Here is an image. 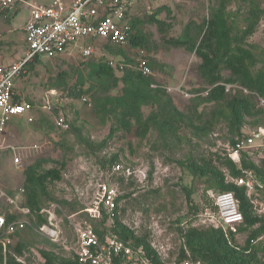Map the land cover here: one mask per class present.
<instances>
[{"label":"rangeland","instance_id":"1","mask_svg":"<svg viewBox=\"0 0 264 264\" xmlns=\"http://www.w3.org/2000/svg\"><path fill=\"white\" fill-rule=\"evenodd\" d=\"M25 1L37 5L49 2ZM220 8L227 21L231 48L248 50L252 75L264 76V0H164L137 4L129 10L130 19L140 21L138 29L146 39L144 46H114L81 38L77 47L57 59L34 61L14 81L20 100L31 103L32 110L13 118L5 129L3 144L15 148L20 165H13L9 148L0 151V213L14 211L9 198H17L20 207L25 204V171L29 166H37L39 172L56 169L61 176L58 181L45 183L36 212L27 208L30 215L25 219L26 229L9 237L7 259L19 264H47V257L53 264L72 261L74 225L101 227V198L110 187L119 197L117 222L134 237L143 239L161 264H178L182 227L212 228L214 192L219 190L214 176L220 174L225 183H232L225 163L230 160L228 152L233 142L260 129L264 132L262 98L245 94L243 88L235 86L225 92V103L206 102L211 85L199 71V58L183 46L174 45L186 32L199 46L204 21ZM28 14L17 6L0 17V64L15 62L24 53L22 26ZM152 16L161 25L151 22ZM87 45L92 46L93 55L81 57L78 47ZM138 51L144 52L152 71L147 77L151 85L165 92L181 118H171L162 106L150 102L141 107L140 121L131 120L125 130L108 112L110 106L104 100L121 96L124 84L118 82L112 87L96 82L89 77L87 63H123L127 58L132 60L127 64L134 65ZM220 75L222 83L230 79L227 70H221ZM115 76L121 73L115 71ZM234 97L247 98L249 108L233 105ZM45 100L50 109L44 108ZM60 118L67 125L64 129L56 124ZM260 161L249 156L245 162L260 168ZM192 164L206 169L207 175L192 174ZM21 189L25 192L19 195ZM36 214L45 220L43 224H37ZM19 217L22 219V215ZM50 217L59 229L55 239L39 229L49 226ZM249 233L238 232L232 244L243 247ZM262 243L251 252L264 263Z\"/></svg>","mask_w":264,"mask_h":264},{"label":"built area","instance_id":"2","mask_svg":"<svg viewBox=\"0 0 264 264\" xmlns=\"http://www.w3.org/2000/svg\"><path fill=\"white\" fill-rule=\"evenodd\" d=\"M161 1L164 0H49L47 5H37L25 0H0V17L17 6L25 8L29 13L22 28L24 53L15 62L0 64V151L9 148L16 168L20 165V156L15 152V148L7 147L3 141L7 124L13 118L21 117L32 110L31 103L20 100L19 93L14 88V81L26 71L28 64L36 59H57L73 50L71 47H77L81 38L114 46L128 45L133 33L128 22L129 10L137 4H157ZM262 34L264 36V25ZM78 48L81 57L89 58L93 55L91 45ZM138 53L134 65L115 63L112 60L108 64L118 70L130 68L143 77L151 76L152 71L144 58V52ZM150 87L154 89L155 86ZM231 88L225 85L226 92ZM242 91L248 93L245 89ZM82 100L86 101L84 97ZM44 108L50 109V104L46 100ZM56 124L63 129L67 127L61 118ZM242 155L246 159L249 156L262 159L264 132L261 129L257 133L237 138L229 149L228 157L241 172L240 177L230 178L231 181L244 189L252 206L253 215L264 223V186L257 181L251 170L242 169L240 165ZM115 168L119 169V166ZM22 194L23 189L19 195ZM116 199L117 192L113 187L108 188L102 195L101 212L98 216L101 219L104 215L107 219L101 235H98L90 225H74L73 252L77 264H154L142 246L135 245L131 240H121L111 229L117 210ZM8 203L14 208V211L9 213L15 217L7 221L6 216L0 213V251L4 258L10 245L9 237L26 229L28 222L25 219L30 214L26 207L17 205V198H9ZM213 203L216 214L210 216L212 227L220 229L231 243V234L235 236L243 222L239 201L232 192H219L214 195ZM19 215H22V219ZM53 222L50 217L49 226L39 227L40 231L51 239L57 238L59 232ZM261 241L264 242V234L250 240V243L255 245ZM184 251L187 258L179 264H193L185 248Z\"/></svg>","mask_w":264,"mask_h":264},{"label":"trees","instance_id":"3","mask_svg":"<svg viewBox=\"0 0 264 264\" xmlns=\"http://www.w3.org/2000/svg\"><path fill=\"white\" fill-rule=\"evenodd\" d=\"M159 10L160 9H158L157 12ZM149 20L161 25L154 16L149 17ZM128 22L133 31L129 39V44L137 48L144 46L146 44V39L138 29L140 21L137 19H130L128 15ZM202 30L204 33L199 46H195V43L191 42L186 32L174 42V45L183 46L187 51L194 52L196 57L199 58V71L211 85V88L207 90L205 101L210 103L224 101L225 103L227 99L225 85L231 87L239 86L246 89L249 93L248 95L254 93L264 100V76L252 75L247 63L252 55L248 50L243 49L241 46L231 48L228 25L222 8L211 13L210 17L204 21ZM36 61L38 60L36 59L35 62ZM109 61L110 60L90 61L87 63V67L89 69V77L100 84L106 82L112 87H116L118 82L124 84L121 96L104 99L106 100L105 102L108 103V106H110L108 112L113 114V117L121 127L127 130L131 120L138 123L140 121L139 113L141 107L150 102L162 106L165 112H169L167 114H169L171 118H181V114L171 105V101L165 92L159 88L153 89L150 87L152 83L151 79L141 76L130 68L118 70L111 67L108 64ZM131 61L132 60L125 58L123 63L127 64ZM33 63L34 62H30L26 70H28ZM221 70H227L230 73V79L223 83L221 82ZM115 71H119L121 76L116 77ZM105 91L106 90H104V92ZM231 91H234V89ZM79 95L78 93L76 96ZM100 103L98 105H100ZM233 105H239L242 109L247 110L250 101L244 97H234ZM101 108L105 110L104 105ZM53 110L55 111V109ZM162 126H164V124H162ZM245 161L246 157L242 155L240 161L242 169L251 170L255 174L257 181L264 186V156L260 161L262 164L260 168H255L251 163H246ZM225 166L229 170L231 178H238L241 176L240 169L237 168L233 161H226ZM191 172L195 176L207 175L206 169L203 170L194 164L191 166ZM60 176V171L56 169H48L39 172L37 166H29L25 171L27 198L25 204L23 203V207L30 209L32 212H36V210L39 209V194L46 190L45 183L58 181L60 180ZM214 179L216 180V185L219 187V190L214 192L215 194L219 192H232L239 201L243 222L239 226L238 232L249 230L250 233L245 240L244 246L240 248L237 244H232L234 242V234H231V243H229L222 231L218 228L212 227L206 230H199L182 227L180 230L182 250L180 252L178 264L187 258L184 248L187 250L191 261L193 260L202 264H264L259 262L255 254L251 252V249L256 247L259 242L255 245L250 243V240L264 234V223L253 215L252 206L246 197L244 189L237 187L233 182L225 183L224 178L220 174L215 175ZM24 192L23 189V194ZM187 196L190 198L189 192ZM118 199L119 197H117L116 203ZM5 216L7 221L15 217L14 214L10 213H7ZM106 219V216L103 215L100 219L102 223L101 227L93 229L98 235H101L103 229H105L103 224L106 223ZM36 222L38 225H41L45 220L36 214ZM111 229L121 240H131L135 245L142 246L147 257L154 264H161L156 252L152 250L143 239L134 237L133 233L130 232L127 227L118 223L115 215ZM262 245H264V243H262ZM16 251L20 252V248L17 247ZM0 264L19 263L15 262L10 257L7 259L5 256L4 258L0 251ZM47 264H53L48 257ZM63 264L77 263L73 259Z\"/></svg>","mask_w":264,"mask_h":264},{"label":"crops","instance_id":"4","mask_svg":"<svg viewBox=\"0 0 264 264\" xmlns=\"http://www.w3.org/2000/svg\"><path fill=\"white\" fill-rule=\"evenodd\" d=\"M47 5V4H46ZM26 21V20H25ZM25 21H24V23H25ZM24 23H23V25H24ZM22 28H23V26H22ZM22 35H23V31H22Z\"/></svg>","mask_w":264,"mask_h":264}]
</instances>
